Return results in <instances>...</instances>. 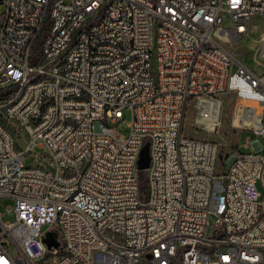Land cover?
Returning <instances> with one entry per match:
<instances>
[{
	"label": "built area",
	"instance_id": "1",
	"mask_svg": "<svg viewBox=\"0 0 264 264\" xmlns=\"http://www.w3.org/2000/svg\"><path fill=\"white\" fill-rule=\"evenodd\" d=\"M260 19L264 0H0V264H264V38L256 68L232 51Z\"/></svg>",
	"mask_w": 264,
	"mask_h": 264
},
{
	"label": "rangeland",
	"instance_id": "2",
	"mask_svg": "<svg viewBox=\"0 0 264 264\" xmlns=\"http://www.w3.org/2000/svg\"><path fill=\"white\" fill-rule=\"evenodd\" d=\"M223 26L225 28H230L231 26L230 20L226 19ZM263 38H264V19L255 20L249 27L247 39L242 41L239 45L234 46L232 48V51L240 61L247 64L251 68H256L253 61L254 60L253 53H254V49L257 48V46L259 45V43ZM120 129L123 135L129 136L130 129L128 128L127 121L121 124ZM246 135L243 136V141L241 142V144H243ZM244 152L250 153L252 151L244 150ZM43 153L44 150L35 149L33 152V156H41V154ZM225 156H226V151L223 149L219 155L218 168H217L218 171L222 170L223 168ZM26 165L27 166L32 165V160L29 156L26 159ZM12 206H13V202H11L10 200H0V213H4L6 209ZM12 219L13 218L11 216H7V215L4 217L5 221Z\"/></svg>",
	"mask_w": 264,
	"mask_h": 264
},
{
	"label": "water",
	"instance_id": "3",
	"mask_svg": "<svg viewBox=\"0 0 264 264\" xmlns=\"http://www.w3.org/2000/svg\"><path fill=\"white\" fill-rule=\"evenodd\" d=\"M150 164V151L149 146H145L140 154V158L138 161V169L139 171H146L149 168ZM46 242L48 244L49 249L57 248L59 243L57 242V236L55 234H48L46 238Z\"/></svg>",
	"mask_w": 264,
	"mask_h": 264
},
{
	"label": "trees",
	"instance_id": "4",
	"mask_svg": "<svg viewBox=\"0 0 264 264\" xmlns=\"http://www.w3.org/2000/svg\"><path fill=\"white\" fill-rule=\"evenodd\" d=\"M48 31H49V26H47L45 28L42 36L37 41L36 47L34 49V55H35V57H39L40 56V51H41V48L43 46L44 40L46 39V36L48 34ZM7 95H8V90L0 89V101L2 99H4ZM138 175H139V181H140L141 188H142V190H144L146 192L147 191L146 171H139L138 172Z\"/></svg>",
	"mask_w": 264,
	"mask_h": 264
}]
</instances>
